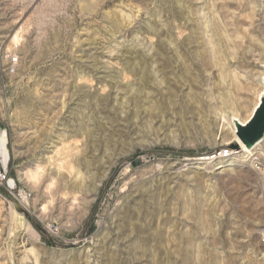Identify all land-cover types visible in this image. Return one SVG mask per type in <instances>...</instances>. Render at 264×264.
Wrapping results in <instances>:
<instances>
[{"label": "rangeland", "instance_id": "obj_1", "mask_svg": "<svg viewBox=\"0 0 264 264\" xmlns=\"http://www.w3.org/2000/svg\"><path fill=\"white\" fill-rule=\"evenodd\" d=\"M261 5L0 0V264H264V143L198 160L259 102Z\"/></svg>", "mask_w": 264, "mask_h": 264}, {"label": "water", "instance_id": "obj_2", "mask_svg": "<svg viewBox=\"0 0 264 264\" xmlns=\"http://www.w3.org/2000/svg\"><path fill=\"white\" fill-rule=\"evenodd\" d=\"M235 125L236 135L241 143H243L248 150L255 149L264 140V96L261 98L260 104L255 110L252 118L245 124L236 121ZM3 131L7 134L6 130ZM229 148L234 151H239L241 146L239 143H232ZM5 149H3L0 144V154L2 156L3 167L4 170L8 172L11 160L10 151L8 149V136ZM4 150L7 151V153L4 154ZM11 181H14V185L11 184ZM16 188V181L11 178L8 182V190L0 188V191L13 201L15 209L18 213L24 214L25 210L11 195Z\"/></svg>", "mask_w": 264, "mask_h": 264}, {"label": "built area", "instance_id": "obj_3", "mask_svg": "<svg viewBox=\"0 0 264 264\" xmlns=\"http://www.w3.org/2000/svg\"><path fill=\"white\" fill-rule=\"evenodd\" d=\"M6 59H7V65L4 69L3 72L10 74V73H14L15 70L17 69V67L20 64V58L17 55H14L12 53H8L6 55ZM233 150H231L230 148L228 149H224V150H218L217 152H215L213 155H208L207 157H211V161H215V160H220V159H229L232 155ZM263 155V151L259 150L258 152L254 153L253 156V163L255 164L256 168L258 170L261 169V157ZM209 161V162H211ZM11 177H10V171L8 170V172H6L4 170L3 167V161H2V156L0 154V188L8 190V182L10 181Z\"/></svg>", "mask_w": 264, "mask_h": 264}, {"label": "bare ground", "instance_id": "obj_4", "mask_svg": "<svg viewBox=\"0 0 264 264\" xmlns=\"http://www.w3.org/2000/svg\"><path fill=\"white\" fill-rule=\"evenodd\" d=\"M261 3H262V5H261V7H262V9L264 8V0H261ZM264 76V75H263ZM262 82V81H261ZM262 88H263V90H262V92H261V95H260V98H259V102H258V104L256 105V107H255V109L253 110V113L250 115V117L248 118V119H246V120H244V119H234V127H235V130H233V134H234V136H233V139L231 140V142H229V145L228 146H230L232 143H239L240 144V146H241V148H240V150L239 151H234L233 150V152H232V155H231V157L232 156H234V155H236V154H240V153H249V154H251L250 155V160L253 162V156H254V154H253V152L254 151H256L259 147H260V145H262L263 143H264V140L255 148V149H253V150H248L247 148H246V146L243 144V143H241V141L238 139V137H237V135H236V125H235V122L236 121H239V122H241V123H243V124H245V123H247L251 118H252V116H253V114H254V112H255V110L257 109V107L259 106V104H260V100H261V98L264 96V81H263V83H262ZM6 143H7V134H6V132L5 131H3V130H0V144H1V147L3 148V149H5V146H6ZM6 150V149H5ZM4 150V154L5 153H7V151H5ZM230 157V158H231ZM211 157H205V158H203V159H198L199 161H202V160H204V161H211ZM212 162V161H211ZM11 184L12 185H14V181H11ZM19 198H20V202L21 203H24V202H26L27 201V197H25V196H23V195H21V194H19Z\"/></svg>", "mask_w": 264, "mask_h": 264}]
</instances>
